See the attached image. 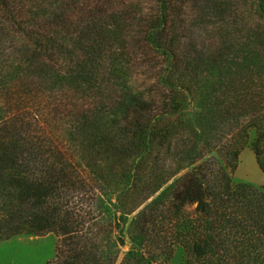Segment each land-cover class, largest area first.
I'll list each match as a JSON object with an SVG mask.
<instances>
[{
    "label": "trees",
    "instance_id": "trees-1",
    "mask_svg": "<svg viewBox=\"0 0 264 264\" xmlns=\"http://www.w3.org/2000/svg\"><path fill=\"white\" fill-rule=\"evenodd\" d=\"M132 1L76 2L75 12L55 13L52 21L38 0H0V47L12 37L0 48V94L27 72L47 79L65 65L68 91L81 97H50L59 112L72 114L74 131L104 98L98 60L124 55L128 63V56L164 62L166 68L155 72V91L134 95L133 108L120 117L139 147L121 173L128 185H136L149 156L164 147L170 153L164 171L149 177L138 204L158 194L133 220L132 245L120 264H154L176 244L187 250L190 264H264V185L231 178L248 143L264 173V62L226 56L223 43L203 63L187 61L180 54L182 36L172 28L193 18L182 12L190 0H156L152 11L139 15L129 9ZM257 12L264 14L263 3ZM26 117L0 102V241L54 232L59 240L49 264H114L125 237L123 230L116 242L100 236L105 223L98 188L45 122L35 116L33 128ZM124 217L115 218L117 226Z\"/></svg>",
    "mask_w": 264,
    "mask_h": 264
},
{
    "label": "rangeland",
    "instance_id": "rangeland-1",
    "mask_svg": "<svg viewBox=\"0 0 264 264\" xmlns=\"http://www.w3.org/2000/svg\"><path fill=\"white\" fill-rule=\"evenodd\" d=\"M38 1L43 5L42 11L53 21V14L63 11L75 12V3L80 4L86 0H68V5H63L65 0ZM155 1L133 0L129 9L137 15L140 12H150ZM259 1L264 4V0H190L182 12H193V18L184 23L176 21L172 28L184 41L180 49L183 59L203 63L215 55L216 44L223 43L227 44L224 47H229L226 56L235 57L239 62L246 57L254 64L264 62V14L257 12ZM210 13L219 18L215 20L207 17ZM217 24H223V29L215 28ZM118 29L117 38L121 37L120 30H124L122 27ZM113 37L114 35L110 36ZM11 40L12 37L5 39L0 48L10 46ZM72 44L73 42L70 46ZM115 46L120 47L117 44ZM70 49L76 50V46L72 45ZM109 56L110 54L107 57ZM128 58L129 63L124 55L121 60L114 62L109 58L98 60L96 66L100 64L102 70L98 80L103 78L105 83L104 98L98 96L94 111L84 120L85 124L74 131L71 130L73 125L70 122L72 114L68 110L67 115L62 114L58 107H53L55 101H52L64 100L68 96L76 99L81 97L78 93L68 91L67 81L64 80V71L67 69L65 65L63 70L53 69L47 79H40L34 73L27 72L19 76L18 81L10 86L9 90L0 94L1 105L6 111L24 110L26 119L33 128L36 127L33 120L35 116H38L40 122H45V127L56 141L80 165L83 173L92 179L99 190L100 203L103 204L101 221L105 224L100 226V236L107 238L109 234L111 240L116 242V235L123 230L125 237V242L118 246L114 264L121 263L132 245L130 238L133 220L158 194L138 204L141 196L147 192L149 177L154 178L164 171L170 155L164 147L149 156L148 161L137 171L139 180L136 185H128V182L121 178L123 169L129 168L132 159L139 153V147L135 146L137 140L132 137L131 127L124 126L120 117L127 109L133 108L134 95L149 96L150 92L155 91L158 86L155 72L166 68L164 62L158 63L156 60H150L148 56L136 62L132 56ZM52 95L55 96L54 99L50 97ZM195 119V122L199 123L200 119ZM253 137L254 134L251 135V140ZM231 178L234 183L264 185V173L249 143L242 149L238 166L231 173ZM122 214H125V223L122 222L119 227L115 218ZM58 240L59 236L54 232L39 235L22 233L3 239L0 241V264H49L55 257ZM189 258L187 250L181 244H176L172 254L161 255L154 264H190Z\"/></svg>",
    "mask_w": 264,
    "mask_h": 264
},
{
    "label": "crops",
    "instance_id": "crops-1",
    "mask_svg": "<svg viewBox=\"0 0 264 264\" xmlns=\"http://www.w3.org/2000/svg\"><path fill=\"white\" fill-rule=\"evenodd\" d=\"M264 184V183H263Z\"/></svg>",
    "mask_w": 264,
    "mask_h": 264
}]
</instances>
